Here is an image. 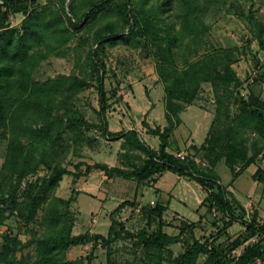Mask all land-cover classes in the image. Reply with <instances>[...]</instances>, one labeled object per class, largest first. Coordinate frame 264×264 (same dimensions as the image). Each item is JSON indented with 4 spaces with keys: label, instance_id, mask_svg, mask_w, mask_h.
<instances>
[{
    "label": "trees",
    "instance_id": "obj_1",
    "mask_svg": "<svg viewBox=\"0 0 264 264\" xmlns=\"http://www.w3.org/2000/svg\"><path fill=\"white\" fill-rule=\"evenodd\" d=\"M59 1L61 5L56 7L53 3L42 6L38 0H0V128L4 129L2 135L7 140L5 159L0 168V227L15 214L29 234V240L25 242L10 232L2 238L0 264H84L83 257L68 260L67 254L72 247L87 245L93 250L104 246L109 264L111 244L121 238L122 231L125 238L134 239V245L144 250L148 263L156 257L154 263L163 264L162 253L181 242L184 252L173 258L171 264H197L202 256L205 257L204 264L263 262L264 223L255 215L249 221L244 220V208L228 197V191L213 169L202 170L194 161L180 160L167 150L174 129L181 124L180 114L194 105L201 84L210 83L216 106L201 148L207 147L214 155L212 164L224 158L233 178L252 165L258 154L247 158L248 149L234 139L243 131L255 132L263 142L260 151H264V98L241 97L243 82L231 68V63L236 61L235 52L213 48L196 61L188 59L186 53H175L187 39L185 46L195 55L194 49L206 43L204 37L208 29L203 21L205 13L199 9L201 6L197 1L178 0L174 14L178 17L177 13H180L181 22L176 29L172 22H165V16L171 12L176 0ZM224 4L226 2L221 5ZM230 6L236 11L233 4ZM239 11L235 15L255 33L254 39L264 51V26L254 15ZM18 13L24 18L19 27H12L10 16ZM90 39L92 46L85 50L84 44ZM74 41L76 45L72 50L81 76L60 75L43 82L33 78L42 61L68 48ZM138 43L156 48V72L163 84L166 126L151 128L143 122L147 134L158 138L157 150L150 149L140 140L134 129L109 131L105 119L109 98L104 87L106 66L101 56L106 46L136 47ZM192 46L195 47L191 49ZM180 59L181 67L177 63ZM262 77L264 83V74ZM93 81L97 83L99 97L97 122L87 121L72 101ZM230 102L237 107L234 117H231ZM91 129H99L104 138L123 139L124 147L144 154L142 164L131 163L129 169H120L96 163L87 165L81 173L82 164L78 163L75 172L68 170L62 164L64 153L55 150L59 140L67 135L76 148L83 143L82 130ZM236 160L244 161V165L235 172L233 162ZM41 167L46 170L44 176L37 177L34 182L24 181L28 176L37 175ZM93 169L103 171L108 178L135 179L138 185L155 181L165 172L195 181L206 192L200 208H205L208 215L219 211L223 216V227L219 232L223 233L235 223L244 228L247 237L240 235L232 241L233 249L242 247L240 254L230 256L209 242V237L201 241L194 234L195 225L183 219H179L176 235L165 233L162 219L167 207L158 203L149 211L150 218L158 221V229L153 233L142 230L134 235L124 231L122 224L113 218V213L126 205L122 203L110 215L106 236L73 235L71 200L56 197L54 193L64 176H72L75 182ZM261 175L263 171L258 169L255 178L263 183L264 176L261 179ZM22 185L25 192L19 196ZM236 210L241 214L236 215ZM32 226H38V230ZM251 237H255L256 242L246 244ZM27 249L31 251L25 253Z\"/></svg>",
    "mask_w": 264,
    "mask_h": 264
},
{
    "label": "rangeland",
    "instance_id": "obj_2",
    "mask_svg": "<svg viewBox=\"0 0 264 264\" xmlns=\"http://www.w3.org/2000/svg\"><path fill=\"white\" fill-rule=\"evenodd\" d=\"M193 1H197L201 6L199 9L205 13L203 21L208 29L207 35L204 37L206 43H201L194 49V51H197L195 55L193 52L189 53L187 50L185 46L188 41L187 39L183 42L181 50L176 49L175 53H186L189 55L188 59L196 61L209 53L213 48L233 50L236 61L231 63V68L243 82L240 88L241 97L247 99L251 95H254L264 98L263 77L261 78L264 74V51L259 49L254 39L255 33H252L242 19H239L235 15L240 12L239 10L244 15L252 14L264 26V0ZM224 2L226 4L221 5ZM38 3L42 6L47 3H50L47 4L49 6L52 3L56 7L61 5L59 0H38ZM178 4L179 1L176 0L172 5L171 12L165 16L167 20L165 22H172L176 29H178L181 22L180 13H177L178 17L174 14V11H177ZM231 4L236 8V11H233L234 9L230 6ZM23 18V14L20 13L11 15L10 23L15 27H19ZM83 32L82 30L81 33ZM75 45L76 42L74 41L68 45V48H64L57 54L50 55L46 60L42 61L35 69L33 78L43 82L60 75L81 76V68L78 66L72 50V47ZM84 46L85 50L91 47V39L85 42ZM194 47L192 46L191 49ZM155 50L156 48L145 43H138L136 47L117 44L112 47L106 46L105 52L101 56L106 66L104 87L109 102L105 119L109 131L137 130L140 140H145L152 148L159 145V140L148 136L143 122L149 119L155 125H165L164 91L163 84L156 72L158 60L156 54H154ZM177 63L181 67V59ZM213 63H215V59ZM96 87L97 83L93 81L89 88L77 94L72 100L89 122H97L98 120L96 111L99 109V97ZM234 95H236L235 92ZM214 99L210 83L201 84L198 97L193 105L195 108L193 107L190 112L183 116L187 127H192L193 121H191V118L194 111L203 110L214 116L216 106ZM151 104H154V107L148 108ZM230 107L231 117H234L237 113V107L232 103ZM152 108L153 111L149 115ZM148 109L150 110L147 111ZM185 127H183V131ZM206 127L207 124L200 128L196 136L186 137L182 151L179 152L186 154V158L194 161L202 170H214L217 165L223 166L224 164L226 166L224 158L220 159L219 164L213 165L212 160L214 155L207 147L201 148L202 143L200 144V142L203 140ZM3 131L4 129L0 128V168L5 159L7 147V140L2 135ZM82 137V145H78L75 148L73 143L67 139V135L63 136L55 148L56 152L64 153L62 164L72 172H75V165L78 163L82 164L80 168L81 173L85 171L87 165H94L96 163H104L109 167L120 169H129L131 163L135 165L142 164L141 159L144 154L140 151L124 147L123 139L112 140L104 138L99 129L82 130ZM234 139L236 142L244 144L248 149L247 158L254 153L258 154L252 164L260 166L258 169L263 171V175L260 176L263 179L264 151H260L263 142L258 139L255 132L248 130L243 131L240 136H235ZM194 141H198L199 144H195ZM170 152H177L174 143L170 144ZM125 154L129 156L126 158ZM243 163L244 161L239 160L233 162L235 169L237 168L238 170L243 169ZM216 170L221 182L226 183L229 178L227 170H223L220 167ZM45 173L46 170L41 167L37 175L28 176L24 181L34 182L37 177H42ZM174 179L173 173L167 172L163 178L158 179L157 187L167 191L174 185ZM241 181L244 182L245 180ZM152 183L153 181L150 180L138 185L135 179H124L117 176L108 178L103 171L93 169L88 174H82L75 182H73L72 176H64L54 194L56 197L64 200H71L69 211L73 219V235L92 232L106 236L110 224V215L122 203L126 205L120 208V210L115 211L113 218L122 224L123 230L134 235L142 230L150 234L158 229V221L157 218H155L156 220L150 218L149 211L156 205V202L152 205L153 202L149 203V201L151 199L160 201V196L155 193ZM262 184L264 185V182ZM24 192L25 190L22 185L18 193L19 196H22ZM186 200L187 208H184V214L188 218L193 216V220L186 221L195 225V236L201 241L209 237V242L212 241L214 245L229 253L230 256H238L242 247L233 249L232 241L240 235V237H247L241 224L235 223L223 233L222 231L219 232L221 227H223L224 221L219 211L210 212L208 215L206 214V209L202 208V214L196 218L194 210L197 207L195 202H192L187 197ZM263 205L264 202L262 203ZM260 206L259 203H252L247 206V210L243 216L244 220L249 221L255 215L261 223H264V206L262 207L263 209ZM259 213L262 215L261 218L258 217ZM169 214L168 212V217L165 216L162 219V230L169 235H176L181 221ZM235 214L239 215L241 213L239 210H236ZM200 216L202 217L200 218ZM32 227L38 230V226ZM8 232L17 236L23 242L29 240L26 227L15 217V214L13 217L10 216L4 225L0 227V246L2 245V238ZM121 233V238L111 244L109 264H155L153 260L156 257H153L151 263H148L144 258V250L134 245V239L125 238V232L122 231ZM256 240L255 237H251L246 244L255 243ZM29 250L27 249L25 253H28ZM182 252H184V243L172 245L162 253L163 264H171L173 258ZM67 257L68 260L83 257L85 259L84 264L88 262H90L89 264H108L106 248L104 246H98L94 250L91 245L72 247L68 251ZM204 263L205 257L202 256L199 258L197 264Z\"/></svg>",
    "mask_w": 264,
    "mask_h": 264
},
{
    "label": "crops",
    "instance_id": "obj_3",
    "mask_svg": "<svg viewBox=\"0 0 264 264\" xmlns=\"http://www.w3.org/2000/svg\"><path fill=\"white\" fill-rule=\"evenodd\" d=\"M11 26L15 27L12 24H11ZM164 101H165V98H164ZM151 106L154 107V104H151L150 107H148V108H151ZM164 106H165V102H164ZM193 107L194 106L187 107L180 114L179 117L181 119V124H179L174 129V131H173V133L171 135L170 144L174 143L176 145L177 152L182 151V146L185 143L186 137L188 138V137H191V136H196L198 131L200 130V128L204 127L207 124L205 135L203 137V140L200 142V144L203 143L204 139L207 136L209 125L211 124V122L213 120L214 116L212 114H210V113H208L206 111H203V110H197L196 109L197 111H194L192 113V118H191V121H193L192 127H187L185 121L183 120V116H185L186 113L190 112V110ZM149 110L150 109H148L147 111H149ZM152 111H153V108L150 111L149 115L152 113ZM164 114H165V107H164ZM164 119H165V117H164ZM145 122L151 128H154L156 126L164 128L166 126V121H165V125L164 126L155 125V124L151 123L149 121V119L147 121L145 120ZM183 127L186 128V129L184 128V131H183ZM148 136L157 138V137L151 136L149 134H148ZM142 141L144 143H146L145 140L142 139ZM194 142H195V144H199L198 141H194ZM146 145L152 150H157L158 147H159V145H158L157 147L152 148L151 146H149L148 143H146ZM167 150L170 152V145H169V149H167ZM171 153H173V152H171ZM219 167L221 169H223V170H227V173H229V178H228L226 183H223L220 180V176H219V174L217 173V170H216ZM259 167L257 165L252 164V165L244 168L243 170H241L240 173L235 178H233L232 171L227 166H224V164H223V166L217 165L216 169H214L216 174L219 176V180H220L221 185L223 187H225L226 190L228 191V193H229L228 197L230 199H235L236 202L242 208L245 209V211L247 210V206H249L252 203H254V204L259 203V205H261L260 206L261 208L264 206V205L262 206V203L264 202V185L261 182H259V180H257L255 178L256 170H258ZM236 171H238L237 168L235 169V172ZM165 173H167V172H165ZM165 173H163L159 177H156L155 181H153V183H152V185H153L152 188L155 189V193L160 196V201L151 199L149 201V203L153 202V205H154L155 202H156V203H158L160 205H163V206L167 207V210L163 214V219H164L165 216L168 217L167 214L169 212L170 216H173V217H175L177 219L193 220L192 219L193 216H190L191 218H188L184 214V208H187V204H186V201H187L186 197H187L192 202H195V205H196L197 209H195L194 211H195L196 218H198L199 215L202 214L201 213L202 212L201 211L202 208H200V206H201V203L203 202V200L206 197L205 190L199 184H197L195 181L188 180L187 178H184V177H179L176 174H173V176L175 177L174 185H172L170 187V189H168L167 191L161 190L159 187H157V184L159 182L158 179L163 178ZM104 178H106V177H104ZM241 180H245V181L242 182ZM260 211H261V209H260ZM201 217L202 216H200V218ZM258 217L261 218L262 215H260V213H259ZM109 226H110V224H109ZM92 234H94V233H92ZM95 234H97V233H95ZM255 264H264V261L263 262L257 261Z\"/></svg>",
    "mask_w": 264,
    "mask_h": 264
},
{
    "label": "built area",
    "instance_id": "obj_4",
    "mask_svg": "<svg viewBox=\"0 0 264 264\" xmlns=\"http://www.w3.org/2000/svg\"><path fill=\"white\" fill-rule=\"evenodd\" d=\"M174 156L180 160H184L186 158V154H184L183 152H176V153H174ZM152 205H153V203H152Z\"/></svg>",
    "mask_w": 264,
    "mask_h": 264
}]
</instances>
